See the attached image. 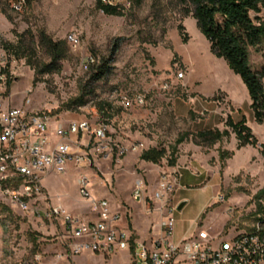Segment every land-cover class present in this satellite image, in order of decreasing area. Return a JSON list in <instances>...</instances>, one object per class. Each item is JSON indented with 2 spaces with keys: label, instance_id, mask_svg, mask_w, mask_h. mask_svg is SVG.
Here are the masks:
<instances>
[{
  "label": "rangeland",
  "instance_id": "obj_1",
  "mask_svg": "<svg viewBox=\"0 0 264 264\" xmlns=\"http://www.w3.org/2000/svg\"><path fill=\"white\" fill-rule=\"evenodd\" d=\"M183 7L182 0H132L122 15H108L97 8V0H31L25 13L0 6V43H16L22 36L33 63L31 66L26 58L17 59L0 45L3 107L42 110L53 122L88 119L94 125L108 126L105 140L85 137L83 148L89 165L76 169L70 162L67 172L45 177L50 203L63 205L80 219L94 218L77 182L79 174L86 173L92 195L108 199L112 208L121 212L118 226L131 228L142 239L158 236V214L146 213L131 192L138 180L154 190L161 173L167 172L174 173L179 181L175 201L178 205L186 202L174 212L176 238L189 234L195 220L211 237L224 239L259 222L263 214L256 195L264 188L260 144L238 149L234 133L213 146L198 145L191 137L179 145L177 165L168 164L171 147L180 134L224 129L229 116L235 121L245 117L259 143H264V123L254 118L245 83L212 52L196 20L184 16ZM180 24L188 34L187 41ZM42 30L55 41H66V57L58 72L36 73L35 68L50 60L40 42ZM71 32L79 35V45L68 42ZM89 57L95 61L86 67ZM251 61L255 68L264 65V50L253 49ZM105 62L107 74L93 80ZM83 94L85 104L65 106ZM121 94L130 96L131 106L121 104ZM140 94L143 104L134 102ZM150 147H164L167 155L159 163L142 160L140 154ZM220 148L234 151L224 167ZM219 193L225 195L224 202L214 201ZM208 201L215 203L203 214ZM30 204V209L24 210L11 196L0 192L4 229L0 264H131L129 250L112 253L111 257L87 252L72 261L64 252L60 222L43 214L47 203Z\"/></svg>",
  "mask_w": 264,
  "mask_h": 264
},
{
  "label": "built area",
  "instance_id": "obj_2",
  "mask_svg": "<svg viewBox=\"0 0 264 264\" xmlns=\"http://www.w3.org/2000/svg\"><path fill=\"white\" fill-rule=\"evenodd\" d=\"M99 2L104 6L125 8L131 6L132 0ZM0 3L14 13H25L30 7V0H0ZM67 40L73 45L80 44L76 32L69 33ZM94 61L89 57L85 66ZM178 76L182 77L183 72ZM3 78L1 74L0 79ZM134 102L143 104L144 96L137 95ZM132 103L129 95L121 94L124 107ZM52 124H55L57 136L54 144L50 140ZM107 130L106 123L94 125L88 119L71 120L65 124L53 122L52 117L42 110L3 107L0 96V192L11 196L24 210L30 209L32 201L47 203L43 214L51 221L60 222V239L69 258L85 251L103 252L109 257L112 253L129 250L131 264H264V225L260 222L248 231L224 239L211 237L197 221L190 234L178 241L173 240L177 222L174 212L178 208L174 198L179 182L174 173H161L154 190H148L145 182L138 180L131 192L132 198L142 204L146 213L158 214V236L142 239L131 228L118 226L121 212L113 210L108 199L92 195L86 173L78 176L79 193L89 201L95 219H80L63 205L50 203L51 197L43 183L46 174L67 172L70 162L76 169L89 165V155L83 148L85 137L93 135L97 141H102L107 138ZM215 201L224 202L225 195L219 193ZM3 236L0 223V251Z\"/></svg>",
  "mask_w": 264,
  "mask_h": 264
},
{
  "label": "trees",
  "instance_id": "obj_3",
  "mask_svg": "<svg viewBox=\"0 0 264 264\" xmlns=\"http://www.w3.org/2000/svg\"><path fill=\"white\" fill-rule=\"evenodd\" d=\"M184 2V16H192L200 31L210 42L212 52L223 58L229 68L238 74L245 83L250 99L254 118L258 123H264V65L255 68L251 61L252 50H264V0H182ZM31 3V0H30ZM6 6L0 3V6ZM97 8L108 15H122L123 8L109 7L97 1ZM180 32L185 41L188 34L185 27L179 25ZM40 42L49 53V62H44L40 68H35L36 73H54L61 70L62 61L66 57V41H55L46 31L40 32ZM10 55L17 59L26 58L31 66V57L24 49L23 37L16 42L0 43ZM108 72V64L105 62L99 67V71L93 74V80H100ZM11 81H8V87ZM85 94L79 98L72 99L65 106L83 105L86 103ZM226 128H206L196 133L184 132L178 136L171 147L169 165H177L179 159V145L191 137L198 145L213 146L224 139H229L234 133L237 139V148L247 145L257 146L260 144L264 153V143L254 134L252 128L247 124L245 117L235 121L229 116L225 121ZM167 155L164 147H150L140 154V158L147 162L159 163ZM234 155L233 150L219 149V158L222 167L228 158ZM256 198L258 210L263 216L258 221L264 225V188L261 189ZM6 208V207H5Z\"/></svg>",
  "mask_w": 264,
  "mask_h": 264
},
{
  "label": "crops",
  "instance_id": "obj_4",
  "mask_svg": "<svg viewBox=\"0 0 264 264\" xmlns=\"http://www.w3.org/2000/svg\"><path fill=\"white\" fill-rule=\"evenodd\" d=\"M54 128H55V124H52L51 125V127H50V140H51V143L52 144H54L56 141H57V136L55 135V133H54ZM49 174H51V173H48V174H46V176L47 175H49ZM45 176V177H46ZM45 177H44V179H45ZM43 183H44V180H43ZM192 183V182H191ZM183 185H185V184H183ZM191 185V184H190ZM46 187V186H45ZM214 201H215V199H216V196L214 195ZM212 202V201H208L205 205H204V207H203V209H202V213L203 214H206V212L211 208V206L215 203V202ZM113 210H117V209H113ZM119 211V210H118ZM70 212V211H69ZM71 213V212H70ZM73 215V214H72ZM74 216V215H73ZM77 217V216H76ZM93 219H95V216H94V218H90V219H83V220H93ZM196 220L195 221H193V223H192V225H193V229H192V231L195 229V226H196ZM191 231V232H192ZM190 232V233H191ZM189 233V234H190ZM188 234H184V235H182L181 237H179V238H176V236H175V233H174V236H173V240H175V241H178V240H180L181 238H183V237H185V236H187ZM65 252V255H67L66 254V250L64 251ZM87 252H90V251H85V252H83V253H87ZM82 253V254H83ZM82 254H80V255H82ZM77 256H79V255H77ZM76 257V256H75ZM75 257H73V258H70L72 261H76L75 260ZM109 257H111V256H109Z\"/></svg>",
  "mask_w": 264,
  "mask_h": 264
},
{
  "label": "water",
  "instance_id": "obj_5",
  "mask_svg": "<svg viewBox=\"0 0 264 264\" xmlns=\"http://www.w3.org/2000/svg\"><path fill=\"white\" fill-rule=\"evenodd\" d=\"M185 204H186L185 201H184V202H181V203L178 205V209L181 210V209L184 207Z\"/></svg>",
  "mask_w": 264,
  "mask_h": 264
}]
</instances>
